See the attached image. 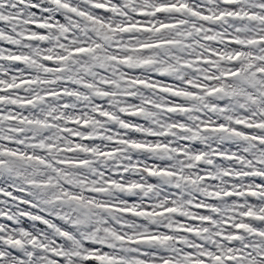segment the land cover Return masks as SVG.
<instances>
[{
	"label": "snow or ice",
	"instance_id": "snow-or-ice-1",
	"mask_svg": "<svg viewBox=\"0 0 264 264\" xmlns=\"http://www.w3.org/2000/svg\"><path fill=\"white\" fill-rule=\"evenodd\" d=\"M0 264H264V0H0Z\"/></svg>",
	"mask_w": 264,
	"mask_h": 264
}]
</instances>
